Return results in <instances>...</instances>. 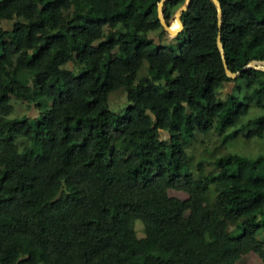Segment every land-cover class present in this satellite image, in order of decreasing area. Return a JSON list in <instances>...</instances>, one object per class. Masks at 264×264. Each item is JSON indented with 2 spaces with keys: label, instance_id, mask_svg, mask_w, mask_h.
<instances>
[{
  "label": "trees",
  "instance_id": "1",
  "mask_svg": "<svg viewBox=\"0 0 264 264\" xmlns=\"http://www.w3.org/2000/svg\"><path fill=\"white\" fill-rule=\"evenodd\" d=\"M158 1L0 0V264H234L264 244V153L204 171L186 150L263 136L264 71L243 67L264 62V0H218L233 78L213 3L157 43ZM183 3L163 1L167 25Z\"/></svg>",
  "mask_w": 264,
  "mask_h": 264
},
{
  "label": "rangeland",
  "instance_id": "2",
  "mask_svg": "<svg viewBox=\"0 0 264 264\" xmlns=\"http://www.w3.org/2000/svg\"><path fill=\"white\" fill-rule=\"evenodd\" d=\"M173 22H175V20L172 16L169 20L168 25L170 26V24ZM159 33L160 29H156L148 32L147 36L150 37L153 42L157 43L174 42L172 38L173 35L168 34L165 30L163 34ZM252 66L257 68H264V63L252 62ZM225 88H229V85L225 84ZM124 101L125 96L124 92L121 89L111 92L108 95V103L111 108H119L124 103ZM115 109L112 110L116 111ZM258 112L259 110L257 108L251 107L249 112L242 118L245 120L248 117L257 114ZM29 114H33V111L30 110ZM195 133L196 134L186 148L187 153L190 156V168H193V170H195V165L198 161H200L202 169L204 171L211 170L213 156H217L222 152L237 153L246 157H254L259 153H264V132L261 138L253 137L245 140L242 137H236L233 139L225 140L223 142L221 140V143H223V145L220 143L222 134L218 135L213 130H209L207 133H200L197 131ZM157 196L161 198L168 196L177 197L183 204L184 212L187 211V196L184 192L168 189L165 192L158 193ZM213 222L215 227L219 231L231 228L230 225H226L220 222L215 217H213ZM134 227L137 230V233L140 235V224L138 221L135 222ZM185 244V242L180 243L179 248H182V246H184ZM173 264H179V261L175 260L173 261ZM234 264H264V244L253 245L252 249L243 254Z\"/></svg>",
  "mask_w": 264,
  "mask_h": 264
},
{
  "label": "water",
  "instance_id": "3",
  "mask_svg": "<svg viewBox=\"0 0 264 264\" xmlns=\"http://www.w3.org/2000/svg\"><path fill=\"white\" fill-rule=\"evenodd\" d=\"M164 0H159L156 4V16L159 20V24L160 26L168 33V34H171V35H175L181 28H182V23L180 21V15L181 13L186 10V8L188 7L189 5V2L190 0H184V3L174 12L173 14V18L175 20V22L177 23L178 27L174 28V29H171L169 25L166 24L165 20H164V17L161 13V6H162V3H163ZM213 5L215 6L216 8V24H217V28H218V31H217V35H216V39H215V43H216V47L218 49V52H219V55L221 57V61H222V64H223V68H224V72L225 74L230 77V78H233L235 77L236 73L234 72H231L227 69L226 67V64H225V61L223 59V50H222V45L220 43V36H219V28H220V25H221V8H220V4L218 2V0H210ZM250 67H253L252 66V61H249L244 67L243 69L245 68H250ZM253 68H256V69H260L262 71H264V68H257V67H253Z\"/></svg>",
  "mask_w": 264,
  "mask_h": 264
},
{
  "label": "clouds",
  "instance_id": "4",
  "mask_svg": "<svg viewBox=\"0 0 264 264\" xmlns=\"http://www.w3.org/2000/svg\"><path fill=\"white\" fill-rule=\"evenodd\" d=\"M252 62H259V63H264L263 61H252Z\"/></svg>",
  "mask_w": 264,
  "mask_h": 264
},
{
  "label": "bare ground",
  "instance_id": "5",
  "mask_svg": "<svg viewBox=\"0 0 264 264\" xmlns=\"http://www.w3.org/2000/svg\"><path fill=\"white\" fill-rule=\"evenodd\" d=\"M172 29V27H170ZM176 28V27H175Z\"/></svg>",
  "mask_w": 264,
  "mask_h": 264
}]
</instances>
